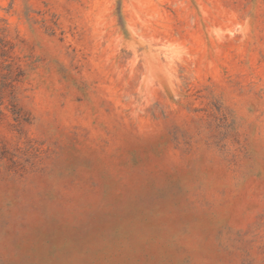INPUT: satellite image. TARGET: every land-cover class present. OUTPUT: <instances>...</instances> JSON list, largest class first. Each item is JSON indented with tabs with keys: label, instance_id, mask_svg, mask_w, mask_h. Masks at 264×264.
<instances>
[{
	"label": "rangeland",
	"instance_id": "1",
	"mask_svg": "<svg viewBox=\"0 0 264 264\" xmlns=\"http://www.w3.org/2000/svg\"><path fill=\"white\" fill-rule=\"evenodd\" d=\"M0 264H264V0H0Z\"/></svg>",
	"mask_w": 264,
	"mask_h": 264
}]
</instances>
